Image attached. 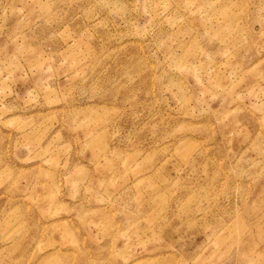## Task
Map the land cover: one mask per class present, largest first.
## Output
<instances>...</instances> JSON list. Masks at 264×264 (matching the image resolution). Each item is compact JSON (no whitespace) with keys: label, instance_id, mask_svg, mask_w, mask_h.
Returning <instances> with one entry per match:
<instances>
[{"label":"rangeland","instance_id":"obj_1","mask_svg":"<svg viewBox=\"0 0 264 264\" xmlns=\"http://www.w3.org/2000/svg\"><path fill=\"white\" fill-rule=\"evenodd\" d=\"M0 264H264V0H0Z\"/></svg>","mask_w":264,"mask_h":264}]
</instances>
